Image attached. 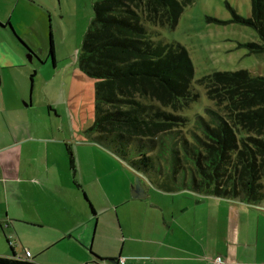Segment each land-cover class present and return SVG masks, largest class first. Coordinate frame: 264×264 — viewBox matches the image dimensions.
Listing matches in <instances>:
<instances>
[{
	"label": "trees",
	"instance_id": "trees-1",
	"mask_svg": "<svg viewBox=\"0 0 264 264\" xmlns=\"http://www.w3.org/2000/svg\"><path fill=\"white\" fill-rule=\"evenodd\" d=\"M249 1L250 16L235 19L255 29L259 42L247 46L262 53L264 0ZM190 3L95 1L79 56L81 70L95 79L87 139L162 192L187 191L264 208V75L239 69L197 79L216 107H206L205 116L188 127L179 112L198 97L191 59L184 46L164 41L146 25L173 29ZM50 53L54 57L52 43ZM66 151L74 172L69 145ZM0 264L38 263L0 256Z\"/></svg>",
	"mask_w": 264,
	"mask_h": 264
},
{
	"label": "crops",
	"instance_id": "crops-1",
	"mask_svg": "<svg viewBox=\"0 0 264 264\" xmlns=\"http://www.w3.org/2000/svg\"><path fill=\"white\" fill-rule=\"evenodd\" d=\"M12 57L25 63L5 40L0 45V256L38 264H87L96 257H122L124 264H215L216 256L222 264H264V208L146 187V196L133 198L130 172L117 169L114 158L92 141L41 136L36 132L44 128L12 120L5 114L2 73L14 63ZM20 95L24 100L23 89ZM20 98L12 110L20 109Z\"/></svg>",
	"mask_w": 264,
	"mask_h": 264
},
{
	"label": "rangeland",
	"instance_id": "rangeland-1",
	"mask_svg": "<svg viewBox=\"0 0 264 264\" xmlns=\"http://www.w3.org/2000/svg\"><path fill=\"white\" fill-rule=\"evenodd\" d=\"M95 1L0 0V45L6 40L25 61L12 57L14 63L1 69L9 105L5 114L12 120H26L44 128L36 134L47 137L53 134L68 140L87 139L85 130L93 122L95 79L81 70L79 56L94 15ZM250 14L249 0H191L173 29L146 24L164 41L184 46L191 59L192 86L198 97L179 112L187 117L188 127L195 124L197 116H205L206 107H216L197 79L214 71L239 69L264 75V52H251L247 46L249 42H259L255 29L235 19L236 16L247 18ZM51 43L54 57L50 53ZM27 54H33L31 60ZM21 89L24 100L20 98ZM18 98L21 107L12 110L11 105ZM70 147L76 149V145ZM98 148L114 158L117 169L128 170L134 184L136 175L108 150ZM140 181L150 192L156 189L151 181L143 178Z\"/></svg>",
	"mask_w": 264,
	"mask_h": 264
},
{
	"label": "water",
	"instance_id": "water-1",
	"mask_svg": "<svg viewBox=\"0 0 264 264\" xmlns=\"http://www.w3.org/2000/svg\"><path fill=\"white\" fill-rule=\"evenodd\" d=\"M29 60L32 59V55L33 54H27ZM131 196L133 198H141L146 196V192L144 190V187L141 184L140 178L136 177L134 184L131 185ZM110 262H113V260L111 259Z\"/></svg>",
	"mask_w": 264,
	"mask_h": 264
},
{
	"label": "built area",
	"instance_id": "built-area-1",
	"mask_svg": "<svg viewBox=\"0 0 264 264\" xmlns=\"http://www.w3.org/2000/svg\"><path fill=\"white\" fill-rule=\"evenodd\" d=\"M213 261H214L215 264H222V263H224V261L222 259V256H216L213 259ZM117 263L118 264H124L125 263L124 258H122V257L117 258ZM87 264H110V262H94V261H91V262H89Z\"/></svg>",
	"mask_w": 264,
	"mask_h": 264
}]
</instances>
